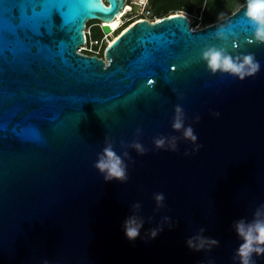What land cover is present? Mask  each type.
Here are the masks:
<instances>
[{"label":"water","instance_id":"95a60500","mask_svg":"<svg viewBox=\"0 0 264 264\" xmlns=\"http://www.w3.org/2000/svg\"><path fill=\"white\" fill-rule=\"evenodd\" d=\"M108 3L37 0L44 15L24 51L0 53V264H239L235 224L264 205V43L246 1L196 30L177 12L128 26L104 57L78 51L86 22H110L125 0ZM212 47L254 54L261 70L212 73ZM178 105L195 144L173 128ZM172 137L176 151L154 143ZM107 143L126 182L94 166ZM137 203L144 225L131 241L123 226ZM201 229L218 244L194 251L186 241Z\"/></svg>","mask_w":264,"mask_h":264},{"label":"clouds","instance_id":"9594fccd","mask_svg":"<svg viewBox=\"0 0 264 264\" xmlns=\"http://www.w3.org/2000/svg\"><path fill=\"white\" fill-rule=\"evenodd\" d=\"M244 7V16L250 20L255 27L253 33L254 40L259 43H264V0H246V5ZM223 35V31L217 32L218 37H223ZM202 58L212 73H228L240 80L253 76L261 70V65L256 60L254 54H247L234 58L227 54L224 49L212 47L206 49L202 53ZM216 115L219 114L217 113ZM196 119L198 122L199 117ZM173 128L177 131L182 130L183 138L195 144L197 137L191 126L185 128V114L183 108L179 105L175 109ZM140 131V129H137L138 135ZM176 141V137H172L170 140L157 138L154 143L158 149L167 146L168 149L176 151ZM131 147L135 148L140 154H144L147 151V149L138 142H134ZM198 148L199 145H197V150ZM127 156L128 153L125 152L124 157ZM94 166L104 176L105 181L119 180L121 182H126L128 179L127 165L124 163L123 158L114 151L111 143H107V146L98 156V160ZM155 200L158 207H163V194H156ZM139 208V203L133 205L134 214L130 215L125 220L123 226L126 237L131 241L140 237L141 229L144 225V221L135 214ZM165 219L167 220V217H165ZM235 230L242 242L236 250L234 259L238 258L239 264H256V257H264V205L256 210L254 218L250 222L244 219L236 222ZM159 231H162V228L151 229L149 238H155ZM203 232L204 230L201 229L200 234L190 237L186 241L190 249L201 251L210 249L212 246L218 244V241L205 237Z\"/></svg>","mask_w":264,"mask_h":264},{"label":"snow or ice","instance_id":"6c2138e0","mask_svg":"<svg viewBox=\"0 0 264 264\" xmlns=\"http://www.w3.org/2000/svg\"><path fill=\"white\" fill-rule=\"evenodd\" d=\"M37 0H0V53L8 47L13 56L24 51L23 39L35 29L44 13L36 10Z\"/></svg>","mask_w":264,"mask_h":264},{"label":"trees","instance_id":"16d2710c","mask_svg":"<svg viewBox=\"0 0 264 264\" xmlns=\"http://www.w3.org/2000/svg\"><path fill=\"white\" fill-rule=\"evenodd\" d=\"M245 1L246 0H150V4L153 10L162 16L172 14L175 10L184 9L195 15L194 24L200 21L203 27L231 14ZM96 30L102 34L99 27H95L94 33Z\"/></svg>","mask_w":264,"mask_h":264},{"label":"built area","instance_id":"2783aa9c","mask_svg":"<svg viewBox=\"0 0 264 264\" xmlns=\"http://www.w3.org/2000/svg\"><path fill=\"white\" fill-rule=\"evenodd\" d=\"M120 13H121V11H120ZM136 16L141 17L138 20L148 19L151 22L158 21L162 17H164L160 14H157L153 10L149 0H143L140 3L139 9L136 13ZM98 20H100V21H98ZM107 23L110 24V22H106V21L101 20V19L88 20L86 22V26L84 28L85 43L78 47V51L85 53V54H95V55H98L100 57H104L105 50L107 49L108 45L111 43V35L117 29V27H114L112 31L107 32V33L104 32L102 29V26L104 24H107ZM95 27H99L100 30L102 31V34L100 36L94 35ZM191 28L193 30H196V29L200 28V26L196 27L195 25H193L191 23Z\"/></svg>","mask_w":264,"mask_h":264},{"label":"flooded vegetation","instance_id":"af4514ba","mask_svg":"<svg viewBox=\"0 0 264 264\" xmlns=\"http://www.w3.org/2000/svg\"><path fill=\"white\" fill-rule=\"evenodd\" d=\"M105 3L107 4L108 3V0H104ZM143 0H125V3H124V6L121 8V22H119L116 27L117 29L112 33L111 35V38L112 39H115V37L123 32L125 30V28H127L128 26L132 25L133 23L137 22V20L141 17H137L136 16V13L133 12V8H134V5H137L138 6V9H139V6H140V3L142 2ZM150 2V0H149ZM137 9V11H138ZM120 13V12H119ZM117 16V15H116ZM100 21V20H98Z\"/></svg>","mask_w":264,"mask_h":264},{"label":"rangeland","instance_id":"374dc122","mask_svg":"<svg viewBox=\"0 0 264 264\" xmlns=\"http://www.w3.org/2000/svg\"><path fill=\"white\" fill-rule=\"evenodd\" d=\"M109 3H107V5H108ZM182 12V13H184L188 18H189V20H190V22L191 23H193V25H195L196 27H198V26H200V27H202V25H201V23H200V21L199 22H196V24H194V22H195V15L194 14H191V13H189V12H187L186 10H184V9H179V10H175L174 12H172V11H170V12H172V14H175V13H177V12ZM200 18V17H199ZM126 29V28H125ZM122 33V32H121ZM121 33H119L116 37H118ZM94 35L95 36H100L101 35V33L98 31V30H96V32L94 33ZM115 37V38H116Z\"/></svg>","mask_w":264,"mask_h":264},{"label":"bare ground","instance_id":"6f19581e","mask_svg":"<svg viewBox=\"0 0 264 264\" xmlns=\"http://www.w3.org/2000/svg\"><path fill=\"white\" fill-rule=\"evenodd\" d=\"M122 13V12H121ZM121 13H119L115 18H113L110 21V25H111V31L113 30L114 27H116V25L121 22ZM178 13H181L180 11ZM109 24V23H108ZM118 27V26H117ZM114 39L111 38V43L113 42Z\"/></svg>","mask_w":264,"mask_h":264}]
</instances>
